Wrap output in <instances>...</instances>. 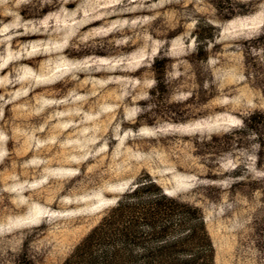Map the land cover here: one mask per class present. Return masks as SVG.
I'll use <instances>...</instances> for the list:
<instances>
[{"label": "rangeland", "instance_id": "rangeland-1", "mask_svg": "<svg viewBox=\"0 0 264 264\" xmlns=\"http://www.w3.org/2000/svg\"><path fill=\"white\" fill-rule=\"evenodd\" d=\"M255 111L264 0H0V264H62L144 172L264 264Z\"/></svg>", "mask_w": 264, "mask_h": 264}, {"label": "trees", "instance_id": "trees-1", "mask_svg": "<svg viewBox=\"0 0 264 264\" xmlns=\"http://www.w3.org/2000/svg\"><path fill=\"white\" fill-rule=\"evenodd\" d=\"M243 122L258 139L256 166L261 169L264 112L255 111ZM234 134L235 131L223 136L227 140L217 149L239 145ZM236 176L243 175L237 172ZM133 185L117 198L62 264H216V249L200 206L168 194L148 172L142 173ZM14 264L38 263L23 254Z\"/></svg>", "mask_w": 264, "mask_h": 264}]
</instances>
